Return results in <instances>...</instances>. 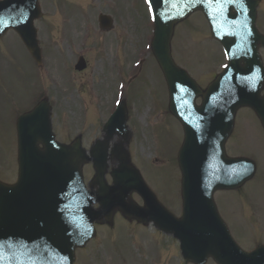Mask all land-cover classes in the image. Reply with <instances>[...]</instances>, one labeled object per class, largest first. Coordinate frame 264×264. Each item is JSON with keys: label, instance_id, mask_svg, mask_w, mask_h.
<instances>
[{"label": "rangeland", "instance_id": "374dc122", "mask_svg": "<svg viewBox=\"0 0 264 264\" xmlns=\"http://www.w3.org/2000/svg\"><path fill=\"white\" fill-rule=\"evenodd\" d=\"M56 1L57 0L40 1L44 13L36 22V25L41 30L40 36L42 37V44L47 58L49 59L51 69L55 70V59L58 60L59 57L62 60V57L58 52H53L51 50L53 41L57 40L64 51H69L68 57L63 56L64 62L68 61L70 58H74L72 49L70 51L68 45H71L72 42L77 43L83 21L89 19L93 20L91 14L97 11L105 10L111 14L121 12L122 15L127 16L124 20V22H127V25L126 23L121 25V22L116 18V27H113L114 29L110 33L106 34L103 32L102 35H100L97 31L92 35L90 41L92 45H99L101 37L104 39L105 35H115L118 31L122 32L123 34H121V37L125 38L130 37L132 34V25L130 21L132 19V13L129 10L126 11L127 0H75L86 10L89 9L88 4L90 3V9L85 16L82 14L80 6L73 5L75 4L73 0H59V4L67 6L71 5L70 8L64 7V5L60 6L62 12L65 10L72 15V25L64 27L59 26L60 23L58 21V16L56 15L59 6L54 4ZM261 7V18L264 22V2ZM128 18H130V20ZM182 24L184 31L178 30V32L179 36L183 38L179 39V36L176 35L175 41L172 40L173 55L180 63H186L189 66L188 68L183 64L181 65L185 67L189 74L196 79L199 84L201 83L204 85L224 64L225 60L222 51H219L218 47L214 45L216 43L210 40L209 37L206 38V31L208 32V29L201 15L194 14L192 18H189V20ZM135 26L138 29V34L136 35L137 38L141 37L143 33L148 30V14L141 1H138L136 5ZM69 28H72L70 33H68ZM59 32L61 33L60 38L58 35ZM176 41H178L177 44ZM13 44L23 55L24 50L19 48L18 43H13L12 40H7L5 42V45L9 46H12ZM4 49L5 48H0V51ZM0 53L3 54V52ZM93 53L94 51L88 53L86 57H91ZM3 57L5 58V60H2L3 63H6L7 61L10 62V60H6V58L9 59L12 57L14 60L20 59L18 52L14 49L6 50V55H3ZM153 64L152 61H147L146 71L143 75L132 79L127 87L126 98H129L128 107L131 108L127 127L132 135L126 144V149L131 162L139 169V171H144V173L142 172L143 177L145 179L147 177L148 181L154 188L152 189L165 204L161 191H168L171 193L178 191V186L174 177L177 178L178 175L175 166V159L179 149V128L174 118L168 112L167 89L161 76L153 70ZM55 72V75L59 79L58 75L60 74V68L58 70L56 69ZM87 72L91 73L93 71L88 69L86 72L80 74L85 75ZM37 77H41V75H34L29 72L26 76L24 87L27 94L36 92L37 87L40 86L41 83L37 80ZM62 77L63 81L60 82L63 85L66 75ZM79 78L77 80V86L79 87L78 92L85 95L86 89L84 88V84L89 80L86 78ZM116 78L117 75L115 73L114 77L109 78L105 85L107 97L104 101L103 110L107 108L108 96H110L113 91V83ZM124 79L127 83V75L124 76ZM41 87L49 89V87L43 82ZM17 90L18 86L13 83L11 85V91L16 92ZM48 94L49 101L57 109L53 117L54 125L57 130V137L60 140L66 138L70 139L74 132L72 129L77 125L80 117L79 111H75L70 102L76 101L77 99L75 97L71 101L67 100L64 96V92L59 91V89H54V91L51 92L48 91ZM15 97H17V95H13V98ZM12 101L13 99L4 96L2 92H0V108L3 107V110L5 108L7 109ZM20 104L22 103H16V107ZM147 108L150 110L149 117L146 120V125L141 127L139 126L135 115L137 113L139 122L144 124ZM53 113L54 111H52V114ZM238 115V119L236 120V133L233 137L232 144L230 143L231 148L229 151L231 153L234 152V155H245L247 151H252L255 155L259 156L257 159V162L259 163L258 173L254 181L249 183L246 188L244 187L245 190H241L240 192L236 191L230 195L224 194L221 197L222 200L227 199L229 201L234 197V200L239 201V203H247L249 206V212L247 206L242 205L240 214L236 220L245 225H248L249 221L257 225L253 230L261 236L254 237H262L264 240V156L263 150L260 148V145L261 147L263 145L264 139L262 142L263 137L261 138L259 131H257V123L250 111L245 109L241 113L238 112ZM101 118V111L97 107L92 108L88 117L89 121H87L86 125L87 129L95 132L101 125ZM153 130L158 138L154 137ZM93 133L85 135L87 141H92L95 137ZM127 135L123 140L118 135H115L112 139L116 141L117 144L121 145L123 152L125 150L124 144ZM146 137L153 139V158H143L142 156L143 154L145 157H149L151 149L153 148L150 139L144 140V146L142 148L143 139ZM14 145V134L10 128L9 122L0 125V177L10 181L15 177V155L12 154L15 153V148L14 151H11ZM154 160L162 162L164 166L154 165ZM88 170H90L89 166ZM88 170L85 168V172L90 176ZM159 186H161L162 189L158 188ZM239 203H234L235 210L239 209ZM123 220L118 224V228L114 235L111 237L109 236V238L104 240L101 245L99 243L96 247L95 242L92 241L87 247L89 250L88 254L86 253L87 249L83 251L87 254V261L84 259L81 263L80 260L79 264H101V255H99L100 246L102 247L101 249L112 253L122 264H173L174 254L170 255L167 253L168 250H172L176 247L175 242L171 238L160 235L150 227L143 228L136 223L129 225ZM230 221L233 222V220ZM102 231L107 232L108 230H105L104 228ZM103 237L107 236L102 235L98 240L101 241ZM141 246L146 249H151L147 258L141 256L139 252ZM93 249H95V256L90 255L91 250ZM156 251H162L161 256L158 258L155 256ZM143 253L145 254V251H143Z\"/></svg>", "mask_w": 264, "mask_h": 264}, {"label": "water", "instance_id": "95a60500", "mask_svg": "<svg viewBox=\"0 0 264 264\" xmlns=\"http://www.w3.org/2000/svg\"><path fill=\"white\" fill-rule=\"evenodd\" d=\"M33 5H34V8H33V10H32V12L30 13V15L28 16V18L27 19H25V22H23V21H21L20 23L18 22V23H9V25H8V23H4L3 25H2V30H4V29H6L8 26H12V27H14L20 34H22L23 33V30L24 29H28L31 33H30V38H31V41H29V39L27 38V39H25L26 40V42L28 43V45L31 47V48H34L35 47V39H34V33H33V29H32V26H31V21H32V19L35 17V16H37V14H38V6H37V2L36 1H34V3H33ZM258 109H259V111L261 112V113H263L264 114V110H262L261 108H260V106H258ZM57 151V150H56ZM34 152V151H33ZM35 153V152H34ZM54 156H57V158H58V160H60L61 158H65V156H64V154L62 153V152H59V153H55V155ZM68 155H66V157H67ZM58 163H59V165L62 167V171H65V167L66 166H68L67 164H65L64 163V165H63V162H61V161H57ZM70 169L71 170H74V168H72V167H70ZM70 179H73L74 178V176H73V174H72V176L71 177H69ZM103 201H105V200H103ZM111 205H110V203L109 202H107V203H105V207L108 209L109 207H110ZM94 215H97V213H95V212H91V211H89L88 210V208L87 207H84V209H82V217H83V219H85V221H90L93 217H94Z\"/></svg>", "mask_w": 264, "mask_h": 264}, {"label": "snow or ice", "instance_id": "6c2138e0", "mask_svg": "<svg viewBox=\"0 0 264 264\" xmlns=\"http://www.w3.org/2000/svg\"><path fill=\"white\" fill-rule=\"evenodd\" d=\"M211 2V0H209ZM228 2H231V0H228ZM148 3L151 4V0H148Z\"/></svg>", "mask_w": 264, "mask_h": 264}]
</instances>
